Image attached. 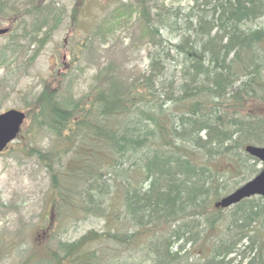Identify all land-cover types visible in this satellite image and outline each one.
Returning <instances> with one entry per match:
<instances>
[{
	"label": "trees",
	"instance_id": "1",
	"mask_svg": "<svg viewBox=\"0 0 264 264\" xmlns=\"http://www.w3.org/2000/svg\"><path fill=\"white\" fill-rule=\"evenodd\" d=\"M114 1L67 72L24 108L16 146L45 171V237L23 251L19 230L1 231L0 260L264 264V196L219 205L259 171L244 148L264 145V0ZM63 12L51 0H0L1 51L30 50L32 63ZM137 51L143 69L118 58ZM74 72L92 73L79 95ZM90 218L103 229L71 241L52 227Z\"/></svg>",
	"mask_w": 264,
	"mask_h": 264
},
{
	"label": "rangeland",
	"instance_id": "2",
	"mask_svg": "<svg viewBox=\"0 0 264 264\" xmlns=\"http://www.w3.org/2000/svg\"><path fill=\"white\" fill-rule=\"evenodd\" d=\"M53 4L63 9L61 22L54 31L52 39L45 45L40 55L32 63H28L31 51L21 48H10L5 52L1 49L10 40V34L0 35V113L8 109L23 110L27 103L41 89L47 80H53L54 73H66L69 67L70 53L78 54L85 34L93 31L100 23L107 10L115 4L114 0H51ZM78 7V27L73 26L72 14ZM1 19V18H0ZM8 22H1L0 28L8 27ZM125 39L126 31L120 29L116 36ZM80 57V56H78ZM119 60L125 64L134 63L143 69L147 64L145 51H137L133 56ZM62 59V60H61ZM76 72H74L75 74ZM91 72L76 73L71 84V92L79 95L85 92L90 81ZM20 139H14L0 153V234L6 233L7 239H13L12 234L19 230L17 242L21 250H26L40 243L45 237L41 226L45 225L43 218L48 215L46 207L42 206V192L47 187L45 171L30 158L22 155L17 149ZM18 145V147L16 146ZM259 168L261 164L259 163ZM104 221L90 218L76 224L59 225L54 221L53 229H58L61 236L67 240H75L88 230H102ZM64 230H67L64 232ZM55 242V240L53 239ZM40 248L41 245L37 244ZM0 264H13V259L3 256Z\"/></svg>",
	"mask_w": 264,
	"mask_h": 264
},
{
	"label": "water",
	"instance_id": "3",
	"mask_svg": "<svg viewBox=\"0 0 264 264\" xmlns=\"http://www.w3.org/2000/svg\"><path fill=\"white\" fill-rule=\"evenodd\" d=\"M7 32L8 28H0V35ZM25 119V112L18 109H8L0 113V152L17 137ZM245 151L257 158L262 163V168L251 179L220 199L219 205L223 208L235 205L251 196H264V146L250 144L245 146Z\"/></svg>",
	"mask_w": 264,
	"mask_h": 264
}]
</instances>
